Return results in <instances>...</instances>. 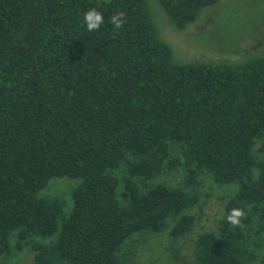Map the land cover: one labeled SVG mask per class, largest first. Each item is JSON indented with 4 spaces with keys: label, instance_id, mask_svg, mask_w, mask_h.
<instances>
[{
    "label": "trees",
    "instance_id": "obj_1",
    "mask_svg": "<svg viewBox=\"0 0 264 264\" xmlns=\"http://www.w3.org/2000/svg\"><path fill=\"white\" fill-rule=\"evenodd\" d=\"M154 1L185 31L228 0H0V259L16 234L31 264H126L137 234L193 231L203 174L238 188L193 264H249L264 247V38L235 60L179 62ZM179 166L181 185L152 182ZM64 177L79 180L68 212L40 194ZM233 208L242 227L227 222Z\"/></svg>",
    "mask_w": 264,
    "mask_h": 264
},
{
    "label": "rangeland",
    "instance_id": "obj_2",
    "mask_svg": "<svg viewBox=\"0 0 264 264\" xmlns=\"http://www.w3.org/2000/svg\"><path fill=\"white\" fill-rule=\"evenodd\" d=\"M258 3L264 7V0H259ZM151 4L162 37L174 49L176 60L182 63H191L196 59L235 60L245 54L251 45L264 38V17L255 18L247 10L249 3L246 0H228L226 3L221 1L218 5L203 10L197 23L190 25L185 31L175 29L156 2ZM240 50L242 53H239ZM261 141H256L255 149L259 148ZM184 174V168L179 166L176 170L164 171L152 182L179 186L183 182ZM200 182V201L190 211L196 221L193 231L187 236L174 239L170 234L173 225L171 223L159 234H137L127 240L122 248L121 255L126 264H193L198 235L218 229L227 203L238 188L236 184H217L206 174L200 176ZM78 184L79 180L54 178L40 194L63 200L68 212L73 205L72 190ZM10 240L12 250L1 257L0 264H31L33 253L30 248L24 246L18 249L16 234ZM256 243L255 251L258 255L249 264H262L264 247L259 244L260 241Z\"/></svg>",
    "mask_w": 264,
    "mask_h": 264
},
{
    "label": "clouds",
    "instance_id": "obj_3",
    "mask_svg": "<svg viewBox=\"0 0 264 264\" xmlns=\"http://www.w3.org/2000/svg\"><path fill=\"white\" fill-rule=\"evenodd\" d=\"M126 14L124 12L114 13L109 17V23L114 28L119 29L123 27L125 22ZM84 23L87 26L88 31H97L104 23V17L101 12L96 9H90L84 14ZM245 218V212L240 208H233L227 215V222L233 227H242V220Z\"/></svg>",
    "mask_w": 264,
    "mask_h": 264
}]
</instances>
